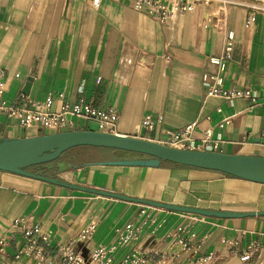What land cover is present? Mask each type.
<instances>
[{"label": "crops", "instance_id": "crops-1", "mask_svg": "<svg viewBox=\"0 0 264 264\" xmlns=\"http://www.w3.org/2000/svg\"><path fill=\"white\" fill-rule=\"evenodd\" d=\"M135 1L102 0L95 9L91 0H0V70L6 83L0 100L16 104L26 96L31 107L52 97L54 112L64 102L85 101L118 115L114 134L161 144L170 132L195 124L192 146L200 145L201 151L264 157V12L248 24L249 6H264V0H158L170 8L195 5L194 11L166 24L136 11ZM227 32L235 36L233 58L220 72L210 59L222 55ZM205 76L219 77L225 90H251L255 102L209 97ZM148 116L153 131L142 126ZM75 123L70 131H94L83 120ZM47 134L36 127L25 131L0 112V140ZM85 148L90 147L73 149L70 156L86 157ZM100 150L107 155L102 162L145 159ZM50 173L77 187L156 203L235 214L264 212L263 184L215 171L161 163L83 165ZM142 206L0 171V240L13 236L0 264H35L15 258L25 244L12 229L18 219L41 225L54 246L96 222L92 239L78 246L88 255L114 241L116 230L135 220ZM159 210L166 224L154 236H144L142 248L166 247L167 236L187 222L181 213ZM196 232L195 244L201 246L197 256L180 264H197L211 254L216 259L210 264H264V217L207 218L196 224ZM252 244L260 249L243 263L236 254Z\"/></svg>", "mask_w": 264, "mask_h": 264}, {"label": "built area", "instance_id": "built-area-1", "mask_svg": "<svg viewBox=\"0 0 264 264\" xmlns=\"http://www.w3.org/2000/svg\"><path fill=\"white\" fill-rule=\"evenodd\" d=\"M101 2L102 0H91V5L93 8L98 9ZM133 6L136 11L146 13L161 24H166L179 15L192 12L195 9V5L192 3H178L170 8L158 0H136ZM259 12H264L263 5L249 6L248 24L255 22ZM234 40V34L227 32L222 55L210 59V63L218 67L220 72L225 71L227 64L233 58ZM3 77L4 72L0 70L1 91L6 87ZM16 77H19V75ZM204 80L210 81L207 87L209 97L226 101L245 98L255 102L251 90L222 89L220 87L221 79L217 76H205ZM60 98L64 99V95H60ZM0 102L2 101L0 100ZM53 103V98L48 97L45 101L34 102L29 107L27 97L22 96L16 104L2 102L0 112L9 118L16 119L19 127L25 131L36 127L49 131L51 134L66 132L76 128L75 120L78 119L92 124L94 126L93 130L96 132L114 134L119 120L118 115L96 108L85 101L73 105L64 102L60 111L54 112L52 110ZM142 126L153 131L152 118L150 116L145 117ZM195 126V124H190L183 130L170 132L167 141L163 145L178 149L201 151L200 145L192 146L191 134ZM159 211L156 208L142 206L135 220L116 230L114 241L96 248L88 255H84L78 249V246L86 244L92 239L98 228L96 222L85 227L76 238L67 243L54 246L52 237L43 232L41 225L33 223L31 219L21 218L12 225V229L25 239L24 246L18 249L15 258H27L34 261L35 264H180L185 258L195 259L201 247L195 244L197 238L196 224L206 223L207 221V217L200 215L181 213L187 222L178 225L167 236L166 241L168 243L166 247L142 248L140 246L144 236H154L166 224V220L159 218ZM12 238L13 236L0 240V255L6 253ZM259 249V245L252 244L245 252L235 254L243 263H249L253 254ZM215 259V255L211 254L199 259L197 264H210Z\"/></svg>", "mask_w": 264, "mask_h": 264}, {"label": "water", "instance_id": "water-1", "mask_svg": "<svg viewBox=\"0 0 264 264\" xmlns=\"http://www.w3.org/2000/svg\"><path fill=\"white\" fill-rule=\"evenodd\" d=\"M81 147L116 150L139 155L145 158L105 161L94 164H85L84 166L156 167L161 163H172L183 167L215 171L264 185V157L237 156L210 151L178 149L139 138L96 131H66L30 138L1 139L0 171L69 189L79 190L93 195L166 211L222 219L264 217V212L235 214L207 211L156 203L123 195L77 187L61 182L57 180L53 174L45 172H51L53 169H66V164L63 161L58 164L56 163L71 150ZM37 168H42L44 172H34L33 169Z\"/></svg>", "mask_w": 264, "mask_h": 264}, {"label": "trees", "instance_id": "trees-1", "mask_svg": "<svg viewBox=\"0 0 264 264\" xmlns=\"http://www.w3.org/2000/svg\"><path fill=\"white\" fill-rule=\"evenodd\" d=\"M110 151H115L116 152V150H110ZM102 160H103V158H101V157H99V158H90L89 156H86V157H83V156L72 157V156H70V152H68L56 164H58L59 162L63 161L66 164L67 168H78V167H82L85 164L102 162ZM165 164H167L169 166H173V167H183V166H178V165H175V164H172V163H165ZM186 168H189V167H186Z\"/></svg>", "mask_w": 264, "mask_h": 264}, {"label": "rangeland", "instance_id": "rangeland-1", "mask_svg": "<svg viewBox=\"0 0 264 264\" xmlns=\"http://www.w3.org/2000/svg\"><path fill=\"white\" fill-rule=\"evenodd\" d=\"M85 149H88V153H86L87 155L86 156H89L90 158H105L107 155L104 154L103 151H106V150H100L98 148H85Z\"/></svg>", "mask_w": 264, "mask_h": 264}, {"label": "flooded vegetation", "instance_id": "flooded-vegetation-1", "mask_svg": "<svg viewBox=\"0 0 264 264\" xmlns=\"http://www.w3.org/2000/svg\"><path fill=\"white\" fill-rule=\"evenodd\" d=\"M42 172H44L43 169L40 171V173H42ZM46 173H50V172H47V171H46Z\"/></svg>", "mask_w": 264, "mask_h": 264}]
</instances>
